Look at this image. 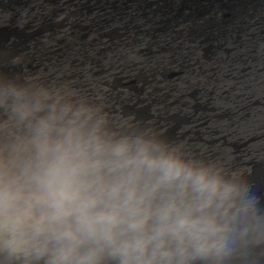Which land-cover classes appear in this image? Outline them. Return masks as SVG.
<instances>
[{
	"label": "clouds",
	"instance_id": "1",
	"mask_svg": "<svg viewBox=\"0 0 264 264\" xmlns=\"http://www.w3.org/2000/svg\"><path fill=\"white\" fill-rule=\"evenodd\" d=\"M71 81L0 73V264H262L264 198L230 159Z\"/></svg>",
	"mask_w": 264,
	"mask_h": 264
},
{
	"label": "rangeland",
	"instance_id": "2",
	"mask_svg": "<svg viewBox=\"0 0 264 264\" xmlns=\"http://www.w3.org/2000/svg\"><path fill=\"white\" fill-rule=\"evenodd\" d=\"M137 1L142 6L134 5ZM166 1L176 3L168 8ZM166 1L16 0L10 5L15 12L0 10V13L5 15V18L0 20V30L6 29L8 32L0 34V73L29 75L39 72L42 77L50 80L70 79L78 86L98 90L105 96V92H109L111 98L106 97L117 116L130 115L142 123H158V128L167 136L171 135L169 131L174 127L177 136L188 130L198 131L203 142L182 141L191 151L197 149L196 153L228 158L234 168L243 175H252L257 167L264 170V66L250 68L237 66L236 62H232L227 68L216 67L218 72L216 74L203 67L205 63H209L208 61L219 58L224 61L228 51H237L234 55L238 60L245 56L239 52L242 44L233 45L237 41L241 43L236 37L239 35L237 30L241 29L242 24L233 25L224 20L226 25L221 32L215 26L214 19L206 23L205 19L208 21L209 16L204 15L198 19L197 26L190 24L189 21L180 25L183 20H188L190 14L189 11L181 12L184 0ZM245 1L248 2L243 4L245 9L235 2L234 10L249 15L257 12L250 20H245V23L247 26L253 24L256 36L264 37L262 20L264 0ZM152 3L155 4V9L161 8L151 15L154 22L159 24L145 26L146 20L143 18L151 13V9L154 10L150 7ZM164 6L166 7L162 8ZM116 7L118 9L115 10ZM200 9L199 5L191 6V12ZM230 11L223 9L221 13L212 14L211 17L215 16L214 18L217 17L216 19L222 22V15ZM131 19L135 21L131 22ZM200 24H205L206 33L201 32L204 26ZM165 26L176 41L171 42L169 39L171 37L163 33L149 53L148 45L154 42L152 38H143L141 33L155 28L152 36H156L160 34L157 30ZM64 28H71L66 33L69 34L67 39L58 37L55 43L49 42L53 48L45 51L42 40L55 36L57 31ZM181 28L187 32V35L184 34L186 37L183 42L177 41L179 34L172 33L173 30ZM194 29L198 30L195 35ZM15 31L19 35H16ZM78 35L80 41L75 40L77 45L74 47L70 41ZM116 35L122 36L123 44L128 43L124 49H121L120 39L116 40ZM128 36L130 39L125 41ZM226 37L233 38L230 46L224 44ZM95 40L98 43L102 42L101 46L94 44ZM135 40L143 42L135 44ZM31 41H34L32 46ZM131 46L134 49H137V46L139 48L130 55L126 52L131 50ZM56 50H60L64 57L61 58ZM92 51L97 52L98 56H92ZM46 53L51 54L49 59ZM109 57L112 67L117 71L112 72L114 69L111 71V67L107 65ZM141 58L144 66L139 64ZM118 66L120 67L117 69ZM158 68L173 72L171 75L174 74L175 77L170 76L169 80L159 87L161 90L163 88L162 92L156 88L146 89L142 96H137L139 88L143 86L141 80ZM258 68L262 69L258 71ZM120 69L122 71H119ZM181 72L186 75H183L186 77L184 80L181 75L178 76ZM159 73L163 72L159 70ZM154 77L158 80L163 79L159 74ZM96 79H100L99 86L92 83ZM114 84H117L116 91H113ZM118 92L121 93L119 98L116 96ZM161 93L171 94L169 104H175L173 108L163 105L160 107L158 98L163 95ZM142 109L145 110L143 118L138 117L139 114L143 115ZM146 113L150 114L148 119H144ZM151 116L157 117L158 120L156 118L152 120ZM177 126L180 129H177ZM214 131L216 133H213ZM196 138L192 134L188 140ZM253 140H256L255 144L251 143ZM204 141L213 144L209 146Z\"/></svg>",
	"mask_w": 264,
	"mask_h": 264
},
{
	"label": "bare ground",
	"instance_id": "3",
	"mask_svg": "<svg viewBox=\"0 0 264 264\" xmlns=\"http://www.w3.org/2000/svg\"><path fill=\"white\" fill-rule=\"evenodd\" d=\"M197 2H195V1H189V0H187V1H183L182 3H183V5H184V8H183V10L181 11V12H184V11H189V15H188V17L189 18H191L190 20H189V18H188V20H183V22H181V23H179L180 25H184V24H186V21H189V23L190 24H192V25H195V26H197V25H199V23H198V19L199 18H201V16H204V15H208L209 17V19H208V21H207V19H205V22L207 23H209V21H212L213 19H214V23H215V26L216 27H218L220 30H221V32L223 31V26H225L226 25V23L224 22V20H227L228 21V23L229 24H242V27H241V29H239V30H237V32L239 33V35L236 37V38H239L240 40H241V43H240V41H237L235 44H233L234 46H237V45H241L242 46V49L239 51V52H242V53H244L245 54V56L242 58V59H240V60H238L236 57H235V53H237V51L236 52H226L227 53V57H226V59L224 60V61H222V60H220V58L219 59H215V60H213V61H208L209 63H205L204 65H203V67L205 66L206 68H207V71H211V72H213V73H218L217 71H216V67L217 68H221V67H228L229 66V64L230 63H232V62H236L237 63V66H248V67H250V68H252V67H255V66H264V37H259V36H256V34H255V32H254V28H255V26L253 25V24H250V25H248L247 26V24L245 23V20H250L256 13H252L253 15H249V13H246V14H244V13H238L237 12V10H234V7H236V5L234 4L235 2H237L238 4H240L241 6H242V8L243 9H245L244 7H243V4H246V3H248L247 1H245V0H196ZM254 1V0H253ZM253 1H251V2H253ZM131 2H132V0H131ZM130 2V3H131ZM172 3H176V2H172ZM166 4V3H165ZM134 5H136L137 7H140V6H142L141 5V3L139 2V1H137L136 3H134ZM173 5V4H172ZM194 5V7L195 6H200V10H198V11H194V12H191V6H193ZM130 6H132V5H130ZM154 6H155V4H153L152 3V5H150V7L151 8H154ZM149 7V6H148ZM149 7V8H150ZM166 6H164V7H162V8H165ZM158 8H160L159 6H158ZM116 9H118L117 7L115 8V10ZM161 9V8H160ZM160 9H155L154 8V10L153 9H151L152 11H151V13H149L146 17L144 16V20H146V21H144V23H145V26H146V24H154V26H157L158 24H157V22H154V19L151 17V15H154V13H156L157 11H160ZM223 9H228V10H231L228 14H225V15H222V22H220L219 20H217L216 18H214V17H211L212 16V14H219V13H221V11H223ZM13 10V12H15L16 10H14V9H12ZM157 10V11H156ZM246 11V10H245ZM1 15H0V20L2 19V18H5V15L3 14V13H0ZM119 19H120V15H119V17H118ZM131 18V17H130ZM133 18V17H132ZM182 18H184L183 16H182ZM193 18V19H192ZM138 18H136V20H137ZM151 19H153V20H151ZM197 20V21H196ZM262 20L264 21V18H262ZM132 21H135V20H133V19H131V22ZM5 22H6V20H5ZM153 22V23H152ZM205 24H203V25H201L200 24V26H204ZM55 27V26H54ZM205 27L206 26H204L203 28H204V30H202L201 32H204V33H206V31H205ZM161 28V27H160ZM207 28V27H206ZM71 28H64V29H60L59 31H57L56 32V35L55 36H53V37H48L47 38V40H45V39H43L42 41H43V46H44V48H45V51L46 50H48V49H51V48H53V46H50L49 45V42H51V41H54V42H52V43H55L57 40H58V37H61V38H66L67 39V35H69V34H66L69 30H70ZM154 30H155V28H154ZM154 30L153 29H151V31H146V32H143V33H141L142 34V36H143V38L145 37H147V38H149V39H151L152 38V40H153V42L154 43H150L149 45H148V49H149V53H150V51L154 48V46H155V43H157V41H158V38L164 33L166 36H168V37H171L170 36V34H171V31L170 32H168V28H166V26L165 27H163V28H161V29H158L157 31H158V33H160V34H157L156 36H152V34L154 33ZM195 30V29H194ZM198 30L196 29L195 31H194V35L196 34V32H197ZM190 32V31H189ZM172 33L174 34V35H176V34H179L180 35V37H178L177 38V41H179V42H183L184 40H185V33H186V35H187V32H185V30L184 29H179V30H177V31H175V30H173L172 31ZM199 33V32H198ZM72 34V33H71ZM191 34H193V31L191 32ZM77 35V34H76ZM243 36V37H242ZM121 35H119V36H117L116 35V40H118V39H120V42H121V49H124V46L125 45H128V43L127 44H125V42H124V44H123V40L121 39ZM79 38H80V36L78 35V36H76V38L73 40V41H70V42H72L71 44L75 47V45H77L76 44V41L75 40H79ZM128 39H130V37L128 36V38L127 39H124L125 41L126 40H128ZM170 39V41L172 42L173 40H174V38L173 37H171V38H169ZM152 40H151V42H152ZM233 40V38H231L230 37V39H229V37H226V41H224V44H225V46H230L229 45V43H230V41H232ZM41 41V42H42ZM80 41V40H79ZM174 41H176V40H174ZM44 42L45 43H47V44H44ZM135 42V44H138V43H141V42H143V41H138V42H136V40L134 41ZM148 42H150V40L148 41ZM199 42V44L201 43V41H198ZM214 42V41H213ZM100 43L102 44V42H97L96 40L94 41V44H96V45H100ZM160 43V42H159ZM34 44V41H31V43H30V46H32ZM51 44V43H50ZM115 44V43H114ZM117 44V43H116ZM227 44V45H226ZM117 45H120V44H117ZM131 44H129V46H130ZM167 45H169V44H167ZM101 46V45H100ZM99 47V46H98ZM159 48H160V46H158ZM65 48V47H64ZM131 48V50H129V52H126V53H128V54H133V53H135V51H137L138 50V48H139V46H137V49H134L132 46L130 47ZM136 48V47H135ZM147 49V48H146ZM160 49H163V48H160ZM56 53H58V54H60V50H56L55 51ZM47 54V53H46ZM230 54H232V55H230ZM51 54H47L46 56H47V59H49ZM61 55V58L62 57H64L63 56V54H60ZM214 55V54H213ZM212 55V56H213ZM65 56H66V54H65ZM92 56H94V57H97L98 56V53L96 52V53H94L93 51H92ZM49 57V58H48ZM107 65H109L110 67H111V71L114 69L113 67H112V64H111V60H110V57L109 58H107ZM209 60V59H208ZM121 62V61H120ZM235 63V64H236ZM140 66H144L143 65V58H141L140 59ZM198 65H199V62L197 63ZM120 66H118L117 67V69L119 68ZM132 67H133V64H132ZM230 67V66H229ZM260 69H262V68H258V71H260ZM154 70H156L155 72H153L152 74H149V78H151V79H149L148 77H146L145 79H147L148 81H147V83H145V84H143V86H141V89L139 88V92H137V96H142V93H145V91H146V89H154V88H156V90H160V92H162L163 91V88H162V90L159 88V87H161L164 83H166L168 80H169V77L171 76V77H175V75L173 74V75H171V73H173V72H170V71H167L166 69H154ZM159 70H161L163 73H159ZM200 70H201V68H200ZM65 70H62V72H64ZM114 71H117V70H113L112 72H114ZM119 71H122L121 69L119 70ZM206 71V74L208 73ZM220 71V70H219ZM184 72H181L180 74H178V76L179 75H181L180 77H183L182 78V80H184L186 77H184V76H186V75H184L183 74ZM156 74H159V75H161L162 76V80H158V79H154L155 77L154 76H156ZM184 75V76H183ZM154 77V78H153ZM142 81V80H141ZM95 86H99L100 85V79H96V80H94L93 82H92ZM137 83H139V82H137ZM155 86V87H154ZM117 87V84H114L113 85V91L115 90L116 91V88ZM122 87H126V86H122ZM98 91V90H97ZM98 92H100V91H98ZM109 92H105V94H106V96L109 98L110 96H109V94H108ZM121 93L120 92H118L117 94H116V96L119 98V95H120ZM161 94H163V95H161L159 98H158V104L160 105V107L163 105L164 107H168V106H170L169 108H173V106L175 105V104H169L170 102H169V98H170V95H168L167 93H161ZM150 95V94H149ZM111 98V97H110ZM168 99V100H165V99ZM146 101V100H145ZM167 101V102H166ZM142 102V101H141ZM156 107H157V105H156ZM151 109H152V107H151ZM157 109H158V107H157ZM152 111V110H151ZM152 117V116H151ZM155 118L158 120V118L157 117H152L151 119L152 120H155ZM155 126H157V127H159V125H158V123H155L154 124ZM177 129H180V127H178ZM177 131V130H176ZM251 143L252 144H255L256 143V140H253V141H251ZM250 143V144H251ZM203 150V149H202Z\"/></svg>",
	"mask_w": 264,
	"mask_h": 264
},
{
	"label": "water",
	"instance_id": "4",
	"mask_svg": "<svg viewBox=\"0 0 264 264\" xmlns=\"http://www.w3.org/2000/svg\"><path fill=\"white\" fill-rule=\"evenodd\" d=\"M16 0H0V10L3 9V11H12V8H11V4L12 2H15ZM166 1V0H164ZM189 1H195L197 2L196 0H189ZM166 3V6L168 8H171V5L173 3H168L167 1L165 2ZM0 34L4 35V34H7L8 32H6V29L3 31L0 30ZM16 35H19L17 34L18 32L15 31L14 32ZM147 79H143L141 82L143 84L147 83ZM133 83H132V87H133ZM128 87L131 88V86L128 85ZM146 109V108H145ZM127 110H129L127 108ZM125 110V111H127ZM145 110L142 109V112H144ZM125 114V112H124ZM145 115V112L143 113V115H140L138 117H142ZM150 117V114L149 113H146V116L144 119H148ZM179 127V126H177ZM176 129V127H174L173 129H171L169 132L171 133V135H168L169 137L171 138H175V139H179L180 141H191V142H197V141H201L203 142V139L200 138V132L198 131H193L191 132L190 130L188 131H184L182 133H179L178 136L176 134V132H174V130ZM172 131V132H171ZM213 133H216L215 131ZM194 134L197 138L194 139V140H188L189 139V136ZM205 143L209 144V146H212L213 142L212 143H208L207 141H204ZM194 152L196 153L197 152V149L194 150ZM263 168H255V172L253 170L252 172V175H245L246 179L251 183V185L253 186L254 190L257 192V194H259L262 198H264V170H262ZM262 264H264V261H262Z\"/></svg>",
	"mask_w": 264,
	"mask_h": 264
}]
</instances>
